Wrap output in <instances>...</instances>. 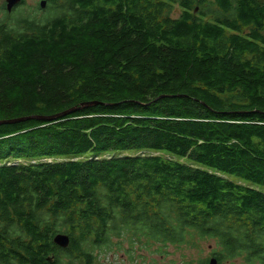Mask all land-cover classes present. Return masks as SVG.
I'll list each match as a JSON object with an SVG mask.
<instances>
[{"label": "trees", "instance_id": "1", "mask_svg": "<svg viewBox=\"0 0 264 264\" xmlns=\"http://www.w3.org/2000/svg\"><path fill=\"white\" fill-rule=\"evenodd\" d=\"M24 4L0 120L85 105L0 124V264H94L113 238L264 264V0Z\"/></svg>", "mask_w": 264, "mask_h": 264}, {"label": "rangeland", "instance_id": "2", "mask_svg": "<svg viewBox=\"0 0 264 264\" xmlns=\"http://www.w3.org/2000/svg\"><path fill=\"white\" fill-rule=\"evenodd\" d=\"M40 0H25L24 7L35 13L38 18L43 13L39 6ZM4 0L0 1V20H5ZM177 14V13H176ZM236 180L235 176H230ZM264 192V187L245 182ZM161 245L155 243L146 245L141 242L129 243L125 240L118 241L113 238L107 247L93 250L94 264H207L211 258L212 248L215 246L211 240H200L195 245L174 246L167 245L162 250ZM206 262V263H205ZM62 264H79L76 260L67 257L62 258ZM229 264H243L240 259H236Z\"/></svg>", "mask_w": 264, "mask_h": 264}, {"label": "water", "instance_id": "3", "mask_svg": "<svg viewBox=\"0 0 264 264\" xmlns=\"http://www.w3.org/2000/svg\"><path fill=\"white\" fill-rule=\"evenodd\" d=\"M21 0H4V5H5V10L7 12H11V10L20 2ZM46 5V0H40L39 1V6L41 8H44ZM197 10V7L194 8V12H196ZM87 104V103H86ZM85 104L77 107V108H72V109H69V110H65V111H62L60 113H57V114H54V115H30V116H24V117H20V118H14V119H3V120H0V124H3V123H14V122H17V121H24V120H28V119H34V120H42V121H53L57 118H61L63 116H66L67 114L81 108L82 106H84ZM53 242L61 247V248H66L69 244V237L64 234V233H57L54 235L53 237ZM207 264H219L218 261L216 260L215 257H211L209 260H208V263Z\"/></svg>", "mask_w": 264, "mask_h": 264}, {"label": "bare ground", "instance_id": "4", "mask_svg": "<svg viewBox=\"0 0 264 264\" xmlns=\"http://www.w3.org/2000/svg\"><path fill=\"white\" fill-rule=\"evenodd\" d=\"M109 117V116H108ZM73 120V119H72ZM78 121V120H77ZM28 122V121H27ZM74 122V121H73ZM33 123V122H32ZM69 124V123H68ZM31 125V124H30Z\"/></svg>", "mask_w": 264, "mask_h": 264}]
</instances>
